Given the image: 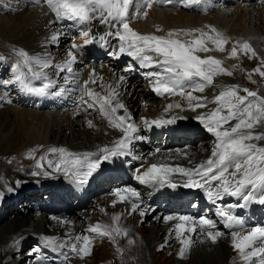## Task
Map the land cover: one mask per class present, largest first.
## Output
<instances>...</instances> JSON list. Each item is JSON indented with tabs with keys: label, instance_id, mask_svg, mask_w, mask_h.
<instances>
[{
	"label": "snow or ice",
	"instance_id": "6c2138e0",
	"mask_svg": "<svg viewBox=\"0 0 264 264\" xmlns=\"http://www.w3.org/2000/svg\"><path fill=\"white\" fill-rule=\"evenodd\" d=\"M44 3L54 14L53 23L64 24L67 21L71 23L65 25V28H78L77 36L72 38L66 50L65 59L56 62L50 54L34 55L20 49L16 53L17 60L11 66L12 76L0 80V86H15L24 94L41 98H63L69 93L79 92V99L75 101L77 109H96L121 136L111 146L99 147L95 152L74 153L63 147H50L46 155H41L37 160V171L30 174L48 177L53 172L63 173L70 176L73 183L83 186L101 169L104 162L130 155L133 141L143 139L137 135L139 125L133 122L127 105L120 99V88L127 82L125 75H119L114 82H105L103 77H97L93 69L89 79L81 84L79 73L74 71L78 54L85 46L99 43L103 47L111 44L109 38H114L117 43L111 47L108 55L116 59L127 55L138 64L139 69L148 70L143 75L156 95L179 97L186 102L187 110L192 112L215 105L210 111L194 117L214 137L205 159L197 163L189 160L191 167L172 166L164 161L152 163L143 172L137 168L135 179L144 185L175 188L177 184L173 182L174 174L178 173L184 178L183 187L202 189L214 205L225 197H235L236 204L219 205L216 215L223 227L228 229L231 246L238 253L240 264H264V225L247 226V221L233 212V209H244L253 203L264 205V96L239 85L215 83V78L221 75L232 76L233 71L225 67L221 59L201 55L213 50L224 52L229 38L213 26L169 30L165 35L135 31L131 27V20L146 17L145 9L151 8L155 0H44ZM202 3L203 0H186L185 6H199ZM94 20H99L108 30L103 34L94 32L90 27ZM157 31L162 29L157 28ZM65 34L64 28L53 31L47 42L55 45ZM77 39L82 43H77ZM240 53L249 59L257 55L247 41L234 42L228 55L229 58L238 59ZM48 69H54V75L63 83L58 84ZM133 70L132 65L126 69ZM252 71L264 78V58H261L260 66ZM98 80L100 91L90 87L97 84ZM209 87L218 88V94L211 98L194 95L204 93ZM241 91L245 95H241ZM175 110L179 111L170 114ZM184 110L185 106L181 102L168 103L164 108V113L169 114L168 118L143 119L142 123L149 129L153 126L172 125L178 120L187 119L180 115ZM121 111L123 114H120ZM87 123L89 127L94 126L91 120ZM159 152L160 149H156V153ZM53 156L55 159L49 158ZM20 183L16 181L17 186ZM7 190L13 191L11 187ZM3 195L0 192V197ZM113 195L120 202L130 203L132 213L138 211L141 216H145L154 211L150 205L141 207L144 204L143 198L140 192L132 188H118ZM129 197L132 199L129 200ZM116 202L113 201V206ZM121 215H112L110 222L90 224L86 229L88 235L69 233L66 240L44 236L43 244L59 252L65 261L69 252L83 258L91 254V246L96 237H107L116 243L117 237L129 235V229L120 223ZM162 218L165 222L176 221L170 236L174 233L181 245L178 253L180 258L185 257L186 250L192 244L190 234H206L212 243L225 235L215 220L203 215L194 217L168 214ZM128 242L133 243L131 239ZM164 246L161 245V248ZM65 249L67 251H63ZM116 251L122 253L123 250L117 247ZM35 253L33 249L29 255L34 257L37 264H43L44 257Z\"/></svg>",
	"mask_w": 264,
	"mask_h": 264
},
{
	"label": "bare ground",
	"instance_id": "6f19581e",
	"mask_svg": "<svg viewBox=\"0 0 264 264\" xmlns=\"http://www.w3.org/2000/svg\"><path fill=\"white\" fill-rule=\"evenodd\" d=\"M199 18L201 20H199ZM200 21H206L215 23L227 30L229 34L235 35V38L255 36L251 38V41L258 48L264 46V4L252 5L248 4L245 6H226L213 10L209 14L203 17H199L196 13L184 10H175L172 8H152L147 11L146 17H140L134 20V24L142 30L150 29L155 30L157 28H169L174 26H184L186 24H195ZM148 26L146 27V25ZM47 27V29H44ZM57 26L52 23L49 15L46 13L43 7L36 8H24L21 11L15 13L0 14V49L8 48V46L16 43L21 45H32L39 41L40 35H50L48 30H56ZM66 34L60 38L59 46L53 48V55L66 56V50L69 48L66 43ZM78 62L75 64L77 70H83V77L85 80L89 79L93 69L97 77H103L105 82H114L116 78L121 75L116 73L110 68H106L103 63H94L92 66L86 63V55L83 57H77ZM244 63L247 64L246 59ZM255 64V61L249 63V68ZM233 71L232 76L221 75L215 78V83L223 85H231L234 82L235 72ZM99 80L95 86L100 89ZM257 85H260V81L257 79ZM129 81L120 88L121 96L120 99L125 103L133 116V122L140 125V120L137 117L138 114H147L148 120H153L152 116L159 112V109L155 106L158 102L159 106H166L168 103L181 102L185 106V110L180 112V115L189 118H194L200 113L210 111L215 105H209L208 109H197L196 112L187 110L186 102L181 101L179 97H162L158 96V101H155V96L148 94L146 90L135 92L130 87ZM143 92V94H141ZM219 89L216 87H209L204 93H194V95L207 96L209 98L218 94ZM130 93V94H129ZM147 95V96H146ZM138 98H141L138 101ZM142 101H145L142 104ZM148 103V108L145 110V105ZM153 106V108L151 107ZM176 111L170 113L175 114ZM29 118V120H28ZM85 118H91L94 121L95 127H89L84 125ZM161 118V117H159ZM167 118V117H163ZM178 120L176 123H178ZM201 131L195 134L192 143H185L188 146V150H181V152L174 153L170 150H165L160 153L153 155V149L149 146H144L145 151L150 152L151 156L157 161H161L162 158H169L176 160L182 164L187 163L189 160L193 162L201 161L205 159L210 152L214 137L211 133L207 132L204 126L199 122ZM67 131V133H65ZM109 130L102 119L95 118L91 112H87L84 109L78 110L76 105L65 111H55L52 113L28 110L22 108L6 107L0 110V154L8 155L15 153L36 144H58L61 147L67 146L78 149L93 147L98 143H102L105 137L108 135ZM199 143V145H198ZM187 154V155H185ZM135 155L130 154V157ZM128 159H125L127 161ZM143 160V159H142ZM194 163V162H193ZM190 164V163H189ZM192 166V164H190ZM116 171L117 169L114 168ZM13 172L11 164H7L0 159V173H6L10 175ZM105 174H111L110 170H103ZM151 184L144 185L139 183L133 187L134 190L142 193L144 190L151 193ZM173 188L168 187V191L162 192L161 190L151 193L152 196L149 198L151 202H144L141 207H145L147 203L154 211L151 214L146 213V216H152L153 219L147 224L146 227H142L138 222V216L141 219V215L134 217V213L130 211L131 205H118L113 206L114 196L105 195L101 196L95 203L98 209V214L104 218H110L114 214H122L120 223L125 225L130 234L136 235V246L133 252H138L134 258V261L128 264H181V260L175 258V251L181 247L180 244L174 243V233L170 236V230L174 228L176 221L165 222L163 220L164 215H168L172 212L169 208L156 209L158 208V201L162 199V202L170 204L167 199L169 191ZM198 195L201 198H205L206 195L202 189L199 190ZM144 200V199H143ZM111 203V204H110ZM236 204L237 200L235 197H225L221 201H217L213 208L212 203H208L207 207L213 212L204 214L203 216L209 217L216 222L220 219L216 215L217 207L219 205ZM156 208H154V205ZM252 207L250 204L247 208H244L243 212L237 214L236 211L239 208L233 209L236 215L241 216L246 220L248 210ZM88 212L82 213V217L78 215H72L71 219L65 220L62 223L52 224L48 214L40 213L37 211H31V207L24 202L20 203V211L15 214L11 220H5L0 224V264H3L5 254L2 253L4 244L11 238L12 234L21 235L22 239L30 240L29 232L32 230L42 231L49 233L52 237L59 238L61 240L68 239V234L74 233L82 229L88 222L96 219V215H91ZM23 211V213H22ZM35 212L31 215H26L29 212ZM139 213V212H138ZM37 214V215H36ZM133 215V216H132ZM55 217V216H54ZM160 217V219H156ZM199 217V216H197ZM125 218V219H122ZM148 219V218H147ZM48 224V227L46 225ZM249 224L247 223V226ZM141 226V227H140ZM6 232L8 238L6 240L1 239V234ZM29 234V235H28ZM192 244L190 246V254L188 259L182 264H230L231 257L233 255V249L228 246L231 241V237L225 234L217 239L216 243H212L211 240L206 238V234L200 235L195 233L190 234ZM167 241V244H166ZM40 247L44 254L49 255V251L44 246L43 241L39 240ZM161 245H165L159 249ZM164 250L163 255L160 253ZM150 251V253H148ZM135 255V254H134ZM98 257L97 260H95ZM106 257H110V248L108 245H99L95 250L90 259V262H96L103 260ZM162 257L160 262H157L156 258ZM31 256H26L25 253L13 257L11 264H16L17 259L19 261H26L24 264H29ZM169 258V259H167ZM95 260V261H94ZM171 262V263H170ZM34 264V263H32Z\"/></svg>",
	"mask_w": 264,
	"mask_h": 264
},
{
	"label": "rangeland",
	"instance_id": "374dc122",
	"mask_svg": "<svg viewBox=\"0 0 264 264\" xmlns=\"http://www.w3.org/2000/svg\"><path fill=\"white\" fill-rule=\"evenodd\" d=\"M28 120H29V118H28ZM65 133H67V131H66ZM198 145H199V143H198ZM10 155H12V154H8V155H5V156L8 157V156H10ZM3 156H4V155H1V154H0V159H1V157H3ZM2 160H3V159H2ZM110 204H111V203H110ZM22 213H23V211H22ZM32 213H35V212H29V213H26V215L28 216V215H31ZM135 213H136V214H135ZM135 213H134V217H135V216H138V211L135 212ZM148 214H150V213H148ZM36 215H37V214H36ZM132 216H133V215H132ZM147 218H148V219H147ZM122 219H125V218H122ZM8 220H9V219H8ZM137 220H138L139 224H140L142 227H146L147 224L149 223V222H147V221H148V220L151 221V220H152V216H149V217H148V216L145 215V216H142L141 219H140V217L138 216V219H137ZM141 226H140V227H141ZM1 235H2V236H1V239H2V240H6V239L8 238V234H7L6 232L2 233ZM24 242L27 243V242H28V239L25 240ZM156 252H159V249H157ZM163 252H164V250H161V251H160V253H161L162 255H163ZM148 253H150V251H149ZM21 254H22V253H21ZM97 259H98V257H97L95 260H97ZM161 259H162V257H159V258L157 257V258H156L157 262H160ZM167 259H169V258H167ZM95 260H94V261H95ZM184 261H185V260H184ZM184 261L181 260L182 263H184ZM24 263H26V261H19V259H17L16 264H24ZM170 263H171V262H170ZM175 263H176V262H174V264H175ZM182 263H181V264H182ZM168 264H169V263H168Z\"/></svg>",
	"mask_w": 264,
	"mask_h": 264
}]
</instances>
